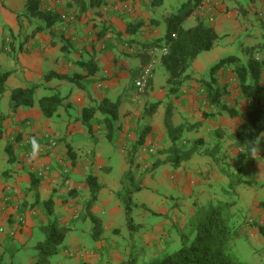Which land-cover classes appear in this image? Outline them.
Here are the masks:
<instances>
[{
	"label": "crops",
	"instance_id": "obj_1",
	"mask_svg": "<svg viewBox=\"0 0 264 264\" xmlns=\"http://www.w3.org/2000/svg\"><path fill=\"white\" fill-rule=\"evenodd\" d=\"M100 1L99 6L89 7L74 17L76 7L70 4V0H40L41 8L57 12L61 20L50 28L33 33L34 28L28 24H36V21L22 23L19 19L24 14L26 0H0V69L4 71L6 65L5 71H11L0 93V157L3 160L0 168V224L5 228L0 233V254L3 261L7 264H31L34 261V246L40 241L39 228L47 220L42 208V202L47 199H52L58 220L65 225L71 224L72 228L65 239V249L51 257L50 264H118L142 248L151 256L161 254L178 246V235L197 208L208 209L218 200L235 199L237 204L233 212L242 215L239 237H245L249 242L250 264H264V238L257 227L258 223L264 224V187L241 183L234 189L235 197L227 195L225 189L229 190V178L221 173L220 166L211 156L199 152L176 166L162 161L167 156L164 149L170 146L164 124L168 107L173 127L181 124L190 127L189 131L183 132L187 139L185 145L196 138L206 143H219V153L224 156L229 171L237 173L238 150L232 135L242 125L244 114L238 104V115L231 117L226 111L202 102V88L196 79L205 76L207 69L220 58L236 55L234 41L229 38L227 43L222 42L219 32L227 19L238 11L218 13L213 10L212 23L215 21L213 26L219 37L210 50L201 52L191 62L187 73L194 79L181 86L178 96L167 93L166 80L155 90L153 71L148 92L135 103L133 80L142 66L143 45L165 34V18L170 14L158 10L164 6V0L159 6H152L150 0ZM113 1L117 6L115 11L110 7ZM256 2L253 1V11L256 6L259 10L260 5H264V1L258 5ZM263 19L252 24V45L261 42L264 35ZM129 24L140 25L128 33ZM262 52H257V59H264ZM79 61H92L95 72L88 74L78 65ZM156 62L161 65L158 55L154 64ZM50 71L69 76L84 75L85 88L57 78L44 81L43 75ZM227 75L231 77L230 73ZM220 76L225 78L223 74ZM229 77L223 81L230 83ZM263 81L264 74L262 95ZM31 84L39 85L33 105L12 111L4 94L10 96L14 88ZM229 88V102L237 98L241 105H248L246 100L239 98L236 89ZM55 91L62 98L61 105L53 116L47 118L38 101ZM104 99L118 101L116 129L110 141L98 122L103 118L99 111L93 114L91 133L82 123L84 108L97 106ZM157 102L159 104L152 114L142 116L145 108ZM144 128L143 145L137 147L130 164L129 151L136 148ZM216 130L222 134L220 139L215 136ZM62 133L63 138H60ZM69 135L85 138L75 140ZM32 138L37 141L39 151L29 156L28 153L33 152L32 143L23 144V141ZM51 139L56 142L55 147L40 152V148ZM1 140L5 142L2 144ZM85 141L89 143L88 148ZM153 144L157 148V157L150 162L147 160L150 153H144L142 149ZM115 147L119 150L116 151ZM253 160L249 156L242 161L243 171L249 170L255 175L263 173L260 175L264 179L263 163L260 166L258 162L252 163ZM155 161L162 163L153 166ZM41 163L49 166L44 177L36 172ZM144 165L148 166L146 170H143ZM128 171L133 174L132 184L137 182L140 188L131 193L134 204L131 215L133 223L138 226L136 231L127 228L125 209L117 197ZM90 175L95 176L101 186L90 208L99 220L95 237L93 222L87 217H79L72 223L75 214L90 199L87 184ZM34 177L39 179L37 184L33 182ZM263 179L254 180L263 182ZM18 216L23 217L24 223L14 236H10L6 231L16 224ZM89 238L92 239L90 243ZM70 245L78 246V249H71ZM67 250L92 253L82 258L74 257L73 261Z\"/></svg>",
	"mask_w": 264,
	"mask_h": 264
},
{
	"label": "trees",
	"instance_id": "obj_2",
	"mask_svg": "<svg viewBox=\"0 0 264 264\" xmlns=\"http://www.w3.org/2000/svg\"><path fill=\"white\" fill-rule=\"evenodd\" d=\"M203 0H186L181 3L175 12L165 18L166 31L165 34L156 39L152 43L143 45L141 52V68L149 63L155 55L150 53V49L157 47L165 48L166 53L160 56L161 65L163 66L167 78L166 87L169 95L178 96L181 86L194 78L187 73L191 62L204 51L210 50L215 41L218 39V34L214 26L207 23L203 16L197 15L196 9ZM237 1V0H233ZM256 1V0H250ZM152 6H159L163 0H150ZM70 4L76 7L74 17H78L84 13L89 7L99 6L100 0H70ZM242 13L245 9L242 8ZM24 15L28 21H36V27L33 33L50 28L55 23L61 20L57 12L41 8L40 0H26ZM191 16L195 17V24L184 28V22ZM140 24H129L127 32L132 33L139 27ZM264 29V19L262 20ZM262 42H258L245 49L249 55L245 62H242L236 55H228L220 58L212 64L206 71L205 76L196 79L200 83L202 92V102L207 105L214 106L221 111H226L229 116L238 115L237 100L228 101L231 90L236 89L239 93V98L248 102L247 109L244 113L242 125L232 135L233 144L237 148V163L238 171L233 174L229 171L228 164L224 156H221L219 143H206L205 140L196 138L189 145H185L187 139L182 138L184 131H189L190 127L183 124L178 126L171 125V114L167 107L164 117V124L167 129V136L170 141V146L164 149L167 156L164 161L171 162L174 166L181 161L189 159L195 152L201 155L211 156L220 166L221 173L229 178L228 189H225L227 195L236 196L235 187L241 183L258 184L255 180L244 179L241 176L242 161L248 158L247 154L252 143L256 141L262 133L264 135V101L261 94L263 92L262 74L264 70V59H257L253 53L256 48H264V35ZM78 65L85 69L88 74H92L96 70V66L92 61H79ZM11 71L0 73V93L4 90V83ZM227 73L231 74L230 83L219 80L220 74L224 77ZM138 75V74H136ZM135 75V76H136ZM84 75L73 74L66 75L50 71L43 75L44 81H49L53 78L66 80L73 83L79 88H85V83L82 82ZM152 79L149 80V85L146 93L149 90ZM39 87L38 84H31L27 87L14 88L10 92L9 103L12 111L19 107H31L34 103V93ZM237 99V98H236ZM62 98L55 91L50 95L39 99V107L45 117L54 115L58 107L61 105ZM159 102L149 105L145 108L142 116L152 114ZM118 101L111 102L108 99L102 100L97 106H89L84 108L82 112V123L86 127L88 133L92 132L93 114L99 111L103 118L98 120L102 125L107 140H111L116 129ZM146 128L141 131V134L136 142V148L131 149L128 154L129 163L132 164L138 148L143 145ZM215 136L217 139L222 137L219 130H216ZM1 139V133H0ZM179 142V143H178ZM134 147V146H133ZM136 151V153H135ZM7 152L10 155V148L7 147ZM11 160V158H9ZM162 161H155L153 166H156ZM133 174L128 171L121 182L122 189L117 194L121 200L126 217V225L128 229L137 230L138 226L133 223L131 211L134 206L131 193L138 191L140 188L131 184ZM35 178V177H34ZM38 178L33 179L34 184H37ZM89 187V197L86 205L82 207L72 220L75 222L79 217L88 218L93 222L95 237L98 230V218L93 215L90 208L96 200L97 194L101 188L95 176L87 177ZM260 186L264 187V182H260ZM235 199L218 200L210 208H197L194 215L191 216L184 229L179 233V243L177 247L170 250H164L161 254L148 255L147 251L142 248L139 255H130L125 260L118 264H250L242 262L231 254V247L235 238L240 236V225L243 224L238 219V215L233 212L236 206ZM43 214L46 217V223L40 226V232L43 239L37 241L34 249V261L31 264H50V258L65 249V239L72 231L71 224H62L54 215L53 201L47 199L42 202ZM240 221V222H239ZM256 225V224H255ZM259 234L264 238V224H257ZM68 256L82 258V255L77 250L70 252L66 251ZM141 259V260H140ZM0 264L3 263V256L0 254Z\"/></svg>",
	"mask_w": 264,
	"mask_h": 264
},
{
	"label": "rangeland",
	"instance_id": "obj_3",
	"mask_svg": "<svg viewBox=\"0 0 264 264\" xmlns=\"http://www.w3.org/2000/svg\"><path fill=\"white\" fill-rule=\"evenodd\" d=\"M15 1L19 2V0H15ZM164 1H165L164 6H162V8H160L158 10H161V12H167L168 11L169 14H171V13L175 12L176 9L180 6V4L185 2L186 0H164ZM209 1H210V6L212 8V12H213V10H215V12L218 11V13H227V12L235 13L234 11H238V12H236V14H232V17L230 19H227V21L224 23V26H222L221 32H219V33H220V38H222L221 39L222 42L227 43L229 41V38H231L234 41L233 42V45H234L233 48H234V50H236L234 53L240 58V60L242 62H245L249 57V55L247 54L245 49L247 47L251 46L254 42L252 39H250V37H252V34H253L252 24L255 23L256 20L264 18V14L259 15V13L264 11V9H262V6H264V5L261 4L259 7V10L257 9L258 7L256 6L255 11H253L252 10L253 9L252 8L253 2L250 0H237V1H233V0H209ZM256 1H258V2H256V5H258L259 2L264 1V0H256ZM115 4L116 3H114V1H113L110 5L111 9L114 11L116 9H113L112 7ZM163 7H165V9H163ZM218 7H220V9ZM242 8H244L246 10L245 13L241 12ZM203 18L210 25L213 26L215 24V21L212 23V21H209L207 19V17L203 16ZM19 19L22 23H25V22L31 23L30 21H28L27 17L24 14L20 15ZM217 22H218V20H217ZM194 23H195V17L191 16L190 18H188L184 22L183 27L184 28L190 27V26L194 25ZM28 27L35 28L36 24H28ZM262 40L263 39H261V42H262ZM256 43H257V41H256ZM258 51H263L262 53L264 55V48H262V49L256 48L254 50V53H253V55L255 57L259 54V53H257ZM260 55H261V53H260ZM6 67L7 66L5 65L4 71L2 69H0V73L5 72V70H7ZM153 71L155 72L154 89L156 90L159 88L160 85L164 84V81L166 80L167 75L164 71V68L157 62L154 64ZM263 74H264V70H263ZM99 75H101V73ZM228 77H229V75H226L225 78L220 76L221 82H223V79H228ZM4 95H5L6 99L8 100L9 99L8 93H5ZM261 98H262V101H264V94L263 95L261 94ZM232 99H233V97H232ZM229 100H231V98H229ZM230 103L232 104V101H230ZM236 104H238V107L241 109L240 110L241 114H244L246 109H247V105L246 104L241 105V102L239 103L238 100H237ZM242 108H244V110H242ZM84 128L86 129L85 126H84ZM63 135H64L63 133L60 134V138H63ZM68 137L74 138L75 140L80 139V138H85L84 136H81V135H78L76 138L74 137V135H72V136L69 135ZM87 137H88V135H87ZM182 138H184V137H182ZM184 139H186V138H184ZM1 141H2L1 142L2 144L5 142L4 140H1ZM84 144L87 147V145L89 143H88V141H85ZM259 147H260V153H258V154L261 157L254 159L252 163L258 162L259 165L262 166L261 163H263V165H264V138H262L260 140ZM115 148L117 149L116 151L119 150L118 147H115ZM0 150H1V148H0ZM156 157H157V153H152V154L150 153V154H148L147 160L152 162L155 160ZM2 161L3 160L0 157V168L3 165ZM9 165H11V163H9ZM253 165H256V164H250V166H253ZM248 171L245 172V170L244 171L242 170V172H241L242 178H244V179H251V178L263 179L261 176V175H263V173H258L257 175H255V174L248 172ZM254 179H252V180H254ZM256 182H258V184H252V185L253 186L255 185L258 188H261L262 186L259 185L260 181H256ZM131 184H132V182H131ZM135 184L137 186L138 183L136 182ZM135 184H133V185H135ZM245 184L247 186L251 185L249 183H245ZM0 218H1V216H0ZM241 218H242V215L239 213L238 219L241 220ZM143 235H145V234H143ZM42 238H43V236L40 234L38 239L41 240ZM91 240L92 239L89 238L88 242L90 243ZM70 248L71 249H78V246H71L70 245ZM81 248H83V247H81ZM248 250L251 251L248 240L245 237H238V238L234 239L230 252H231L232 256L237 258L238 260H240L242 262L250 263L251 262L250 259H251L252 255L249 254ZM140 253H141V251H138L137 254H135V255H139ZM73 261H74V258H73ZM3 263L7 264L6 261H3ZM63 264H65V263L63 262Z\"/></svg>",
	"mask_w": 264,
	"mask_h": 264
},
{
	"label": "built area",
	"instance_id": "obj_4",
	"mask_svg": "<svg viewBox=\"0 0 264 264\" xmlns=\"http://www.w3.org/2000/svg\"><path fill=\"white\" fill-rule=\"evenodd\" d=\"M112 8L113 9L114 8L117 9V6L114 5ZM195 13L197 15L207 17V19L209 21L213 20L212 8L210 6V1L209 0H203L201 2V4L198 5ZM62 18H65V16L63 15ZM69 19L70 20H74V17L73 16H69ZM150 53L155 55V58H152V60L149 63L144 65L140 69L138 75L133 80V86H134L133 102H135V103H138V101L140 100V97L142 95H144L146 93L147 89H148L149 80L152 79V76H153V67H154V61L156 59V56L158 55V57L160 58V56H162V55H164L166 53V49L165 48L159 49L157 47H153V48L150 49ZM30 141L31 140L24 139L23 144H28V143H30ZM55 145H56V142L51 139L46 146H42L40 148V152L43 153L44 150L53 148V147H55ZM156 150H157V148H156V145H154V144L149 146V147H147V148L144 147L142 149V151L144 153L147 152V153H151V154L155 153ZM32 154H33V152H29L28 153L29 156H31ZM147 167L148 166L144 165L143 170H146ZM48 171H49V166H48L47 163H41L36 168L37 175L40 176V177H44L47 174ZM0 221H1V218H0ZM15 223L16 224H14V226L10 227V229L6 231L8 233V235H10V236H14L19 231L20 227L24 223L23 217L18 216ZM4 231H5V228L0 224V233H2ZM91 253L92 252H90L88 250H83V251H81L78 254L82 255V256H88Z\"/></svg>",
	"mask_w": 264,
	"mask_h": 264
},
{
	"label": "clouds",
	"instance_id": "obj_5",
	"mask_svg": "<svg viewBox=\"0 0 264 264\" xmlns=\"http://www.w3.org/2000/svg\"><path fill=\"white\" fill-rule=\"evenodd\" d=\"M262 138H264V135H262V133H261V135L259 137H257L256 141H254L252 143L251 147L249 148V150L247 152V154H249L254 159H256L258 153H260L259 143H260V140ZM31 143H32V147H33V153L37 154L39 151V145H38L37 141L35 140V138H32Z\"/></svg>",
	"mask_w": 264,
	"mask_h": 264
}]
</instances>
